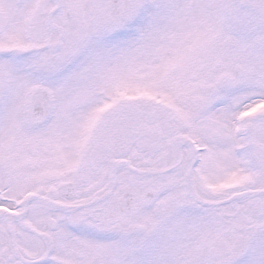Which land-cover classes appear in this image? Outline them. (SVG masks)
I'll return each instance as SVG.
<instances>
[{
	"label": "snow or ice",
	"instance_id": "snow-or-ice-1",
	"mask_svg": "<svg viewBox=\"0 0 264 264\" xmlns=\"http://www.w3.org/2000/svg\"><path fill=\"white\" fill-rule=\"evenodd\" d=\"M0 264H264V0H0Z\"/></svg>",
	"mask_w": 264,
	"mask_h": 264
}]
</instances>
